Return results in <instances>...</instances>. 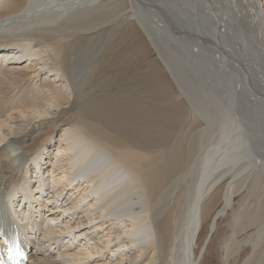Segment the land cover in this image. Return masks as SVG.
I'll list each match as a JSON object with an SVG mask.
<instances>
[{"label": "bare ground", "instance_id": "obj_1", "mask_svg": "<svg viewBox=\"0 0 264 264\" xmlns=\"http://www.w3.org/2000/svg\"><path fill=\"white\" fill-rule=\"evenodd\" d=\"M173 1L0 0V264H264V0Z\"/></svg>", "mask_w": 264, "mask_h": 264}, {"label": "rangeland", "instance_id": "obj_2", "mask_svg": "<svg viewBox=\"0 0 264 264\" xmlns=\"http://www.w3.org/2000/svg\"><path fill=\"white\" fill-rule=\"evenodd\" d=\"M146 1H148V0H146ZM175 1H178V0H175ZM167 4H172V5H174L175 3H174V1L173 0H167ZM180 2H182L181 0H180ZM181 4V7H182V3H180ZM147 5H149V3L147 4ZM146 5V6H147ZM149 6H147V8H148ZM179 7V6H178ZM157 8H158V10L157 11H155V10H152L154 13H156L157 14V16H158V12L159 11H164V9H172L173 7L172 6H168V7H166L165 5H161V6H157ZM151 14V16L153 15L152 14V12H150V11H148V15H150ZM151 16L149 17H147L149 20H150V18H151ZM159 18V17H158ZM151 20H152V18H151ZM160 39V42H162L165 46L167 45V46H169L170 47V52L169 51H167V52H165L166 53V55L168 56V57H170L171 58V53H173V50H172V43L173 42H171L170 41V39H169V37L168 36H166V34H164V36H163V38L162 37H160L159 38ZM174 44V43H173ZM176 50V49H175ZM176 52V51H175ZM177 53H180L179 52V49H178V51H177ZM144 57H146V56H144ZM143 57V58H144ZM182 57V56H181ZM142 58V57H141ZM140 58V63H139V66L141 65V59ZM185 60H181V59H179V64L177 65L176 63H175V65H176V69H178L176 72L177 73H179V75H180V79H181V83H182V86L183 87H181V89L183 90V92H184V90L186 89L187 91H190V92H188V93H191V94H193L194 95V97H195V99H197L196 100V106H194L196 109H200L201 111H203L204 113H206V114H209L208 116H209V124H206V123H204V125H202V127L201 126H199V127H197V129H195L194 130V134L196 135V134H198V132H200L199 134H201V135H199L198 136V140H197V144H198V148H197V152H195V154H194V156H195V163H194V165H193V167L194 168H196V171L194 170V168H192V171H193V173L196 175L197 174V176H198V173L201 171L200 169H202L203 170V165H204V163H205V158L207 157V155H209L211 152H208L207 150H208V148H209V150L210 151H212L215 147L214 146H217V145H219L220 143H221V141H222V138H219V137H222V133H219V131L220 132H222V128H223V126H222V123H223V120H221V118H222V111L220 112V107L218 106V102H216L215 101V103H217V104H215V103H212L213 101L212 100H210L209 98V96H208V94H210V87L208 86V84H207V82H206V80H205V77L203 76L202 78H200V76H197L195 73V75L196 76H194L193 74H189L188 72H186L187 70L186 69H181V68H184V66L186 67V66H188L190 69H193V67L191 66V65H189V64H187V63H185L184 62ZM178 62V61H177ZM187 64V65H186ZM180 66V67H179ZM187 68V67H186ZM184 72H186V73H184ZM193 73V72H192ZM187 75V76H186ZM183 77V78H182ZM186 79V80H185ZM188 82V83H187ZM195 88V89H194ZM211 88H213V87H211ZM180 89V90H181ZM189 89H191V90H189ZM207 90V91H206ZM196 91H199L201 94H200V96L199 97H196L195 96V92ZM204 93H206V95L204 94ZM208 93V94H207ZM207 100L208 101H210V102H207ZM209 103V104H208ZM211 103V104H210ZM218 119H219V121H218ZM211 122V123H210ZM220 123H221V125H220ZM221 127V128H220ZM220 128V129H219ZM202 130H203V132H202ZM195 131H196V133H195ZM203 133V134H202ZM195 135L193 136L194 138H197V137H195ZM59 136V134L57 135V137ZM192 137V136H191ZM193 138V139H194ZM218 139H220V140H218ZM196 141V140H195ZM209 141V142H208ZM218 141H220V142H218ZM218 142V143H217ZM215 143V144H214ZM213 148V149H212ZM212 149V150H211ZM207 152V153H206ZM207 154V155H206ZM200 165V166H199ZM196 166V167H195ZM192 175V174H191ZM197 176H196V178H197ZM196 182H197V180H196ZM197 184L195 183L194 184V187L196 186ZM254 197V198H253ZM253 197H251V200H253V206H260V205H262V204H258L257 202H254V200H256L255 198H256V196H253ZM257 204V205H256ZM187 207H188V205H187ZM187 209L188 208H185V211L187 212ZM185 212V214L187 215V213ZM264 225V223L262 224V226ZM208 241V240H207ZM29 251H31L32 250V252H34V245H31L30 247H29V249H28ZM30 253V252H29ZM110 253H111V251H110ZM53 254H55V257L57 256V253H53ZM214 253L212 252V255H211V253H210V255L207 257V260H208V264H218L217 262H218V258L216 257V256H214L213 255Z\"/></svg>", "mask_w": 264, "mask_h": 264}, {"label": "snow or ice", "instance_id": "obj_3", "mask_svg": "<svg viewBox=\"0 0 264 264\" xmlns=\"http://www.w3.org/2000/svg\"><path fill=\"white\" fill-rule=\"evenodd\" d=\"M13 251H15V254L17 255V256H19V255H23V253L19 250V248L17 247V248H15V249H9V254H10V256H11V253L13 252ZM13 259H14V257H13Z\"/></svg>", "mask_w": 264, "mask_h": 264}]
</instances>
